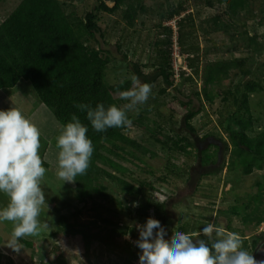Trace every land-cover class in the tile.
<instances>
[{
	"label": "rangeland",
	"instance_id": "obj_1",
	"mask_svg": "<svg viewBox=\"0 0 264 264\" xmlns=\"http://www.w3.org/2000/svg\"><path fill=\"white\" fill-rule=\"evenodd\" d=\"M142 1L146 12L138 14L129 25L121 17L122 9L115 13L101 11L103 35L98 33L97 38L111 58L106 68L108 83L130 77L134 62L145 73H152L162 63L159 52H169L173 85L167 86L159 76L148 85H136L121 103L129 115L125 133L149 152L125 147L121 152L125 159L109 154L126 169L118 175L136 186L145 184L146 192L138 197L128 195L116 180L101 176L95 184L105 187L113 200L97 193L79 194L67 171L78 161L81 148L52 110L39 101L31 84L20 80L13 88L0 90V264H57L54 245H59L67 264H129L128 243L133 242L128 234L117 236L115 251L95 241L86 253L83 238L79 234L68 235L59 218L67 216L77 224L76 229L103 235L110 226L103 220L93 222L99 213L114 222L133 223L134 211L146 198L163 203L172 222V237L184 241L181 246L168 249L163 241L153 238L159 264H186L184 260L187 264L252 263L255 250L251 245L264 236V221L255 225L244 215L256 206L264 213V163L250 174L243 173L235 163L229 134L238 128L236 118L242 115L239 102L235 101L236 86L249 79L260 80L264 86V0H249L250 11L242 10L236 16L229 15L224 4L215 2L208 6L205 0ZM19 2L0 0V20ZM59 2L66 11L83 17L98 1ZM179 5L185 7L184 11L170 18V9ZM216 15L233 24L228 32L213 31L209 21ZM166 27L172 29L170 45L164 42L169 35ZM244 32L258 35L261 50L252 53L246 49ZM242 57H248L244 69L249 74L232 69L220 84L210 87L213 100H206L202 78L207 64ZM190 62H194V68ZM189 99L192 107L200 109L191 120L195 128L192 133L183 121L188 108L182 102ZM249 105L254 133L261 132L264 90L250 93ZM150 130L159 134L152 137ZM185 135L196 146L188 148V152L157 140L173 145L174 140ZM205 148L216 153L215 161L203 162L201 151ZM147 182L152 188H147ZM151 215L157 222L156 213ZM133 229V241H146L148 226L139 230L135 225ZM18 234L35 246L21 244ZM234 237H244L249 242L245 253L238 257L229 253Z\"/></svg>",
	"mask_w": 264,
	"mask_h": 264
},
{
	"label": "trees",
	"instance_id": "obj_2",
	"mask_svg": "<svg viewBox=\"0 0 264 264\" xmlns=\"http://www.w3.org/2000/svg\"><path fill=\"white\" fill-rule=\"evenodd\" d=\"M97 1L96 6L81 17L76 12L66 11L59 0H20L12 12L0 20V90L13 88L20 80L28 81L39 101L52 110L56 119L79 145L80 157L77 162L69 166L67 171L79 194L91 196L97 193L113 200V197L105 191V187L95 184L99 177L104 176L116 180L123 193L138 197L146 192L145 184L136 186L118 175V172H124L126 169L109 154L125 159L121 153L125 147L142 153L149 152L145 145L125 133L129 115L121 103L133 92L136 85H148L159 76L167 86L173 85V74L169 71V52H159L162 54V63L152 73H145L139 63L134 62L130 77L108 83L106 68L111 58L100 46L97 38L98 33L103 35L99 24L101 20L99 13L101 11L115 13L122 9L121 17L129 25L135 21L138 14L146 12V5L142 0H113V6L108 5L105 0ZM215 2L224 4L231 16L238 15L242 10L250 11L249 0H205L208 6H214ZM184 9L182 5L170 9L169 17L180 14ZM209 22L215 32H228L233 25L224 21L220 15L212 17ZM165 29L169 35L164 42L170 45L172 29L170 27ZM242 37L246 41V49L252 53L261 50L258 35L244 32ZM247 58L217 60L207 64L202 78L203 95L206 100L209 102L213 100V90L210 87L220 84L232 69H241L243 74H249V71L244 69ZM189 66L194 68V62H190ZM261 74L264 76V63L261 64ZM236 89L237 97L234 98L237 103L239 102L242 115L236 118L238 128L229 136L236 153L235 163L242 167L243 173L250 174L254 168H261L264 163V130L254 133L249 94L264 90V86L260 80L249 79L237 85ZM191 103L190 99L182 102L188 108L183 121L190 133L195 132L191 120L200 110L192 107ZM150 132L152 137L159 134L158 131L150 130ZM157 140L167 147L174 146L183 152H188V148L196 147L186 135L179 136L173 141V145L159 138ZM209 149L205 148L201 151L204 163L216 160V153L210 152ZM146 185L147 188H152L151 183L147 182ZM260 196L259 200H261ZM150 209L156 213L157 231L164 238L171 236L165 238L163 244L168 249L176 248V241L169 230L172 222L164 211L163 203H155L148 198L144 199L134 211L136 219L132 221L133 223L114 222L99 213L98 219L93 222L103 220L110 226L103 235L84 228L76 229L77 224L70 222L67 216H61L59 224L68 235L79 234L83 238L86 253L95 241L101 243L105 249L115 251L118 247L117 236L135 235L133 228L139 221L146 224ZM244 218L259 225L264 221V213L256 206L245 214ZM17 240L27 247L35 246L33 241L22 234L17 235ZM143 242H146L145 239ZM248 246L249 242L246 238L234 237L229 245V253L238 257ZM128 248L131 256L129 264H132L139 248L132 243H128ZM53 251L58 258L57 264H67L59 245H54ZM147 252L153 264H159L156 251L149 247Z\"/></svg>",
	"mask_w": 264,
	"mask_h": 264
},
{
	"label": "built area",
	"instance_id": "obj_3",
	"mask_svg": "<svg viewBox=\"0 0 264 264\" xmlns=\"http://www.w3.org/2000/svg\"><path fill=\"white\" fill-rule=\"evenodd\" d=\"M151 214H153L152 209H150V211H149L150 221H147V223L145 225L141 221H139L136 224V226L139 230L143 229L145 226H148L149 233L148 232L144 233V235L146 237V242L133 241L130 238V234H128L129 240H131V242H133L134 246H137L139 248L138 255H137L136 259L133 260L132 264H153L152 258L148 254L147 249L149 247L154 249L153 243H152L153 238L160 239L161 241H163L166 238V237L164 238L162 236L160 237L159 232L156 229L155 218H153V215H151Z\"/></svg>",
	"mask_w": 264,
	"mask_h": 264
},
{
	"label": "flooded vegetation",
	"instance_id": "obj_4",
	"mask_svg": "<svg viewBox=\"0 0 264 264\" xmlns=\"http://www.w3.org/2000/svg\"><path fill=\"white\" fill-rule=\"evenodd\" d=\"M171 236H167V238H169ZM234 239V238H233ZM232 239V240H233ZM176 241V240H175ZM184 241H176V244L181 246V244ZM252 248L255 250V252L252 255V263L251 264H264V236L262 237V239L259 242H256L254 246H252ZM245 253V251L243 252V254ZM184 263L187 264V261L184 260Z\"/></svg>",
	"mask_w": 264,
	"mask_h": 264
},
{
	"label": "water",
	"instance_id": "obj_5",
	"mask_svg": "<svg viewBox=\"0 0 264 264\" xmlns=\"http://www.w3.org/2000/svg\"><path fill=\"white\" fill-rule=\"evenodd\" d=\"M111 2H112V3H108V2H107V4L110 5V6H113V5H114V1L111 0ZM263 257H264V256H263Z\"/></svg>",
	"mask_w": 264,
	"mask_h": 264
}]
</instances>
